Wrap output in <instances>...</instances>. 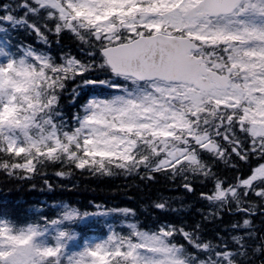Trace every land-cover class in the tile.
Instances as JSON below:
<instances>
[{
	"label": "snow or ice",
	"instance_id": "obj_1",
	"mask_svg": "<svg viewBox=\"0 0 264 264\" xmlns=\"http://www.w3.org/2000/svg\"><path fill=\"white\" fill-rule=\"evenodd\" d=\"M0 264H264V0H0Z\"/></svg>",
	"mask_w": 264,
	"mask_h": 264
},
{
	"label": "trees",
	"instance_id": "obj_2",
	"mask_svg": "<svg viewBox=\"0 0 264 264\" xmlns=\"http://www.w3.org/2000/svg\"><path fill=\"white\" fill-rule=\"evenodd\" d=\"M73 179L74 183L78 185V188L75 189V191L81 193L80 196L75 198L85 201L91 200L94 196H115L117 201H119L124 198L123 194L125 192L129 196L133 194L134 189H129L127 185L136 184L135 180L125 179L124 177L101 180L88 176L87 174L83 176L77 174Z\"/></svg>",
	"mask_w": 264,
	"mask_h": 264
}]
</instances>
